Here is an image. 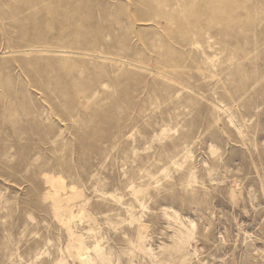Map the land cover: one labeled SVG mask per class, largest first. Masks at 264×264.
Here are the masks:
<instances>
[{"label": "rangeland", "instance_id": "obj_1", "mask_svg": "<svg viewBox=\"0 0 264 264\" xmlns=\"http://www.w3.org/2000/svg\"><path fill=\"white\" fill-rule=\"evenodd\" d=\"M79 246L264 264V0H0V264Z\"/></svg>", "mask_w": 264, "mask_h": 264}, {"label": "bare ground", "instance_id": "obj_2", "mask_svg": "<svg viewBox=\"0 0 264 264\" xmlns=\"http://www.w3.org/2000/svg\"><path fill=\"white\" fill-rule=\"evenodd\" d=\"M48 177V176H47ZM47 182L48 183H50V184H55L56 185V187L53 189L54 190V194H52L53 196H52V198H53V201H57V200H59V198H60V196L58 195V193L56 192V191H58V190H65V188L63 189V187H62V184L58 181V179L57 180H54V179H52V178H49L48 177V179H47ZM71 194V193H70ZM73 194V193H72ZM47 196V195H46ZM73 196H71V198H72ZM75 199V198H74ZM68 200V199H67ZM70 201V200H69ZM69 216H71V215H69ZM71 218V217H70ZM68 219V218H67ZM66 219V220H67ZM71 219H73V218H71ZM70 219V220H71ZM66 220H64V225L66 226V224H65V222H66ZM83 220V219H82ZM67 222H69V220L67 221ZM71 222V221H70ZM69 222V223H70ZM70 226V225H69ZM67 227V229L68 230H70V227ZM69 233L71 232V231H68ZM78 241V240H77ZM80 242V241H79ZM78 252L76 253V257H77V259H78V261H79V263L80 264H90V262L87 260V258L85 259V258H82V247L81 246H79L78 248ZM99 255V254H98ZM101 257V256H100ZM74 259V258H73Z\"/></svg>", "mask_w": 264, "mask_h": 264}]
</instances>
